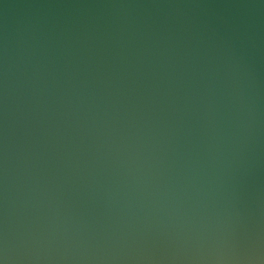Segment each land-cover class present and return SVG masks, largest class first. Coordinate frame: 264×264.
<instances>
[{"label":"water","instance_id":"water-1","mask_svg":"<svg viewBox=\"0 0 264 264\" xmlns=\"http://www.w3.org/2000/svg\"><path fill=\"white\" fill-rule=\"evenodd\" d=\"M0 264H264V0H0Z\"/></svg>","mask_w":264,"mask_h":264}]
</instances>
